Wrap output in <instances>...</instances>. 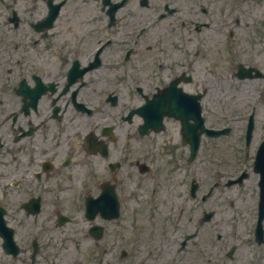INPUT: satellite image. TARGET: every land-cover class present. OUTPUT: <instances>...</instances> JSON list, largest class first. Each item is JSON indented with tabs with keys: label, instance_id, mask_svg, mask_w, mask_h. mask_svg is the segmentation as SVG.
<instances>
[{
	"label": "flooded vegetation",
	"instance_id": "af4514ba",
	"mask_svg": "<svg viewBox=\"0 0 264 264\" xmlns=\"http://www.w3.org/2000/svg\"><path fill=\"white\" fill-rule=\"evenodd\" d=\"M242 1L0 0V264H93L99 251V264H264V115L223 176L240 180L202 205L160 200L149 184L191 164L189 147L141 133L159 110L145 101L172 81L199 96L205 126L222 116L208 74L237 59L256 18ZM259 21L250 93L264 86ZM190 99L175 109L196 130Z\"/></svg>",
	"mask_w": 264,
	"mask_h": 264
},
{
	"label": "rangeland",
	"instance_id": "374dc122",
	"mask_svg": "<svg viewBox=\"0 0 264 264\" xmlns=\"http://www.w3.org/2000/svg\"><path fill=\"white\" fill-rule=\"evenodd\" d=\"M243 5L245 9L251 11L253 10V13L255 15L254 21H249L248 27H240V33L239 35L242 36L243 42H246L244 46H241L239 48V58L241 59H247L246 58V52L249 51L250 49V44L247 42V39H252L254 38L256 34V30H263V26L260 23L259 20H261L262 16L264 15V0H245L242 1L239 6ZM259 34V33H258ZM261 34V33H260ZM240 39V38H239ZM237 42V41H236ZM242 43V41L240 40ZM238 44V43H237ZM209 55L208 59L212 60L213 63L219 68L221 64L224 63V61L221 59V56L219 53H217V49H214L212 46L208 47ZM212 56V57H211ZM210 63V61H208ZM221 63V64H220ZM210 73L216 75V76H211V74H208V76L212 79H215V82L211 84L212 86L208 87L209 88V96L214 97V102L215 98L221 100V104L224 106L223 107V113L222 115H226L229 112H234L237 111V109H240L239 111L241 115L244 113H247L250 108L247 110V93L246 92H240V93H235L233 88L230 86V82H236L234 78L229 76L228 69L225 68L223 71L218 70V71H211ZM243 82H246L243 81ZM242 88H247L248 83H243L240 85ZM222 87L223 91L222 93L219 92V88ZM250 89V88H249ZM216 104V102H215ZM258 110V109H257ZM256 110V111H257ZM230 114V113H229ZM244 119H241L240 116L237 118H220V119H213L211 118L212 122H215L217 124L225 123L228 124V122L232 124H237L243 121ZM210 141L206 142L207 144L205 146L206 152L209 154H221L224 156H231L233 154V148L236 147V140L233 136L229 137H224L221 140H218L217 144H208ZM226 142V143H224ZM208 167V174H212V167L209 163H207ZM209 179V178H208ZM178 179L175 181V186L177 187L179 183H177ZM180 186L183 185L179 184ZM167 189V186L165 187Z\"/></svg>",
	"mask_w": 264,
	"mask_h": 264
}]
</instances>
